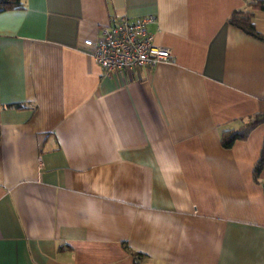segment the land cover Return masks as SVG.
Listing matches in <instances>:
<instances>
[{
  "label": "crops",
  "instance_id": "1",
  "mask_svg": "<svg viewBox=\"0 0 264 264\" xmlns=\"http://www.w3.org/2000/svg\"><path fill=\"white\" fill-rule=\"evenodd\" d=\"M0 10V264H264V0H21ZM264 35V4L252 9ZM154 14V66L84 39Z\"/></svg>",
  "mask_w": 264,
  "mask_h": 264
},
{
  "label": "built area",
  "instance_id": "2",
  "mask_svg": "<svg viewBox=\"0 0 264 264\" xmlns=\"http://www.w3.org/2000/svg\"><path fill=\"white\" fill-rule=\"evenodd\" d=\"M155 19L154 14L114 17L96 39H84L83 45L106 73L154 66L171 55L167 48L153 43L148 25Z\"/></svg>",
  "mask_w": 264,
  "mask_h": 264
},
{
  "label": "trees",
  "instance_id": "3",
  "mask_svg": "<svg viewBox=\"0 0 264 264\" xmlns=\"http://www.w3.org/2000/svg\"><path fill=\"white\" fill-rule=\"evenodd\" d=\"M264 1H249L247 6L243 9H236L231 12L228 17V22L233 26L241 29L243 32L254 36L258 39H264V35L259 33L253 24L252 21V9L254 7L262 6ZM22 6L21 0H0V10L8 8H18ZM260 123H264V113L255 114L252 121L243 124L237 129L225 130L220 135L221 145L225 148L230 147L235 140L245 139L249 132ZM264 166V136L262 139V145L260 148L259 156L254 163L252 174L255 179L258 178L261 168Z\"/></svg>",
  "mask_w": 264,
  "mask_h": 264
}]
</instances>
